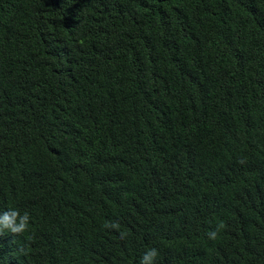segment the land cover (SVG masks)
Segmentation results:
<instances>
[{
    "label": "trees",
    "instance_id": "trees-1",
    "mask_svg": "<svg viewBox=\"0 0 264 264\" xmlns=\"http://www.w3.org/2000/svg\"><path fill=\"white\" fill-rule=\"evenodd\" d=\"M8 209L0 264H264V0H0Z\"/></svg>",
    "mask_w": 264,
    "mask_h": 264
},
{
    "label": "clouds",
    "instance_id": "clouds-1",
    "mask_svg": "<svg viewBox=\"0 0 264 264\" xmlns=\"http://www.w3.org/2000/svg\"><path fill=\"white\" fill-rule=\"evenodd\" d=\"M30 215L28 212L21 213L17 209H8L0 212V235L5 232L13 235H20L25 233L29 228ZM106 229L119 230L120 224L115 221H109L104 224ZM121 237H124V233H120ZM215 232L209 233V237L214 239ZM19 252H23V249H19ZM159 256V251L155 247L148 248L140 258L139 264H156V260Z\"/></svg>",
    "mask_w": 264,
    "mask_h": 264
}]
</instances>
